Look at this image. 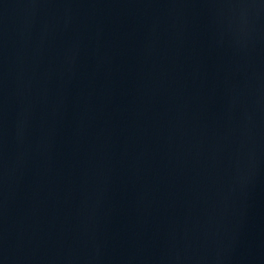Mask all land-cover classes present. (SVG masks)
<instances>
[{
  "label": "water",
  "instance_id": "1",
  "mask_svg": "<svg viewBox=\"0 0 264 264\" xmlns=\"http://www.w3.org/2000/svg\"><path fill=\"white\" fill-rule=\"evenodd\" d=\"M0 264H264V0H0Z\"/></svg>",
  "mask_w": 264,
  "mask_h": 264
}]
</instances>
